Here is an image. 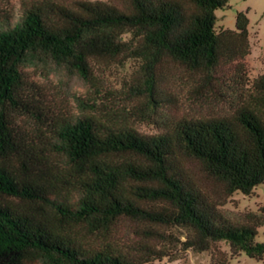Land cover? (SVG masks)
Returning <instances> with one entry per match:
<instances>
[{
    "label": "trees",
    "instance_id": "1",
    "mask_svg": "<svg viewBox=\"0 0 264 264\" xmlns=\"http://www.w3.org/2000/svg\"><path fill=\"white\" fill-rule=\"evenodd\" d=\"M228 1L22 0L0 13V264H154L170 245L200 252L219 241L264 264V214L220 208L264 181V72L245 74L246 12L215 30ZM126 59L143 70L146 106L169 100L158 70L172 64L229 89L230 111L166 117L152 134L87 113L42 122L38 141L22 131L16 114L36 101L26 68L89 80L96 61ZM125 220L137 239L120 233Z\"/></svg>",
    "mask_w": 264,
    "mask_h": 264
},
{
    "label": "rangeland",
    "instance_id": "2",
    "mask_svg": "<svg viewBox=\"0 0 264 264\" xmlns=\"http://www.w3.org/2000/svg\"><path fill=\"white\" fill-rule=\"evenodd\" d=\"M22 0H0V13L16 14ZM238 11L246 12L248 17V39L250 51L245 57L246 77L251 82L264 72V0H229L227 6L216 10L217 32L235 27ZM158 89L169 99L157 104L158 108L146 106L145 98L138 88L142 83V68L138 60L126 59L122 62L99 60L95 62L93 76L85 80L46 66L26 68L31 93L35 98L31 112L16 114L22 131L34 141L43 138L38 129L41 123L50 118L64 117L72 114L87 113L107 121L113 118L126 121L139 132L152 134L160 130L164 118L179 116H215L226 114L230 105L226 97L231 92L225 87L213 89L205 86L187 72L172 64L159 67ZM223 94V95H220ZM166 98V97H165ZM43 133V132H42ZM189 169L206 181L210 190L222 193L220 188L200 172L194 162L187 163ZM233 218L247 213L264 214V181L256 186L250 194L235 191L225 198L220 206ZM123 221L120 233L130 240L137 239L131 233L133 223ZM184 237L181 236V239ZM257 241L264 242V225L258 228ZM172 256L155 260L154 264H252L254 259L244 252H232L225 241L216 242L210 250H182L170 245Z\"/></svg>",
    "mask_w": 264,
    "mask_h": 264
}]
</instances>
